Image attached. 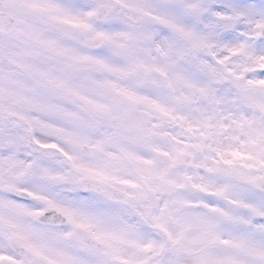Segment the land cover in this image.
<instances>
[{"label":"snow or ice","instance_id":"1","mask_svg":"<svg viewBox=\"0 0 264 264\" xmlns=\"http://www.w3.org/2000/svg\"><path fill=\"white\" fill-rule=\"evenodd\" d=\"M0 264H264V0H0Z\"/></svg>","mask_w":264,"mask_h":264}]
</instances>
